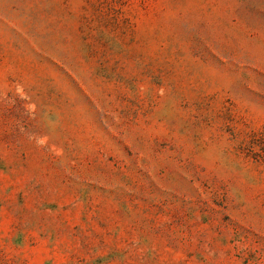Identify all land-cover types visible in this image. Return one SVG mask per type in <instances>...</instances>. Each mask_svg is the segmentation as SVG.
<instances>
[{"label":"rangeland","instance_id":"rangeland-1","mask_svg":"<svg viewBox=\"0 0 264 264\" xmlns=\"http://www.w3.org/2000/svg\"><path fill=\"white\" fill-rule=\"evenodd\" d=\"M0 264H264V0H0Z\"/></svg>","mask_w":264,"mask_h":264}]
</instances>
